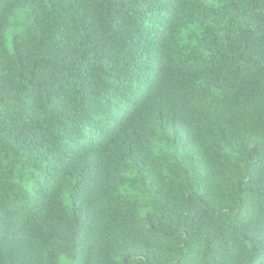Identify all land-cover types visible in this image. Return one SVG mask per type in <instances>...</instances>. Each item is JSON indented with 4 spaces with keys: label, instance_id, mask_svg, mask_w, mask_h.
Instances as JSON below:
<instances>
[{
    "label": "trees",
    "instance_id": "16d2710c",
    "mask_svg": "<svg viewBox=\"0 0 264 264\" xmlns=\"http://www.w3.org/2000/svg\"><path fill=\"white\" fill-rule=\"evenodd\" d=\"M0 264H264V0H0Z\"/></svg>",
    "mask_w": 264,
    "mask_h": 264
}]
</instances>
